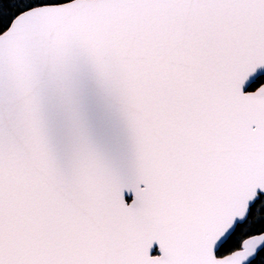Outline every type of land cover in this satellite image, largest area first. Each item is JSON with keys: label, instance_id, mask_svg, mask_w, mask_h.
Masks as SVG:
<instances>
[{"label": "snow or ice", "instance_id": "1", "mask_svg": "<svg viewBox=\"0 0 264 264\" xmlns=\"http://www.w3.org/2000/svg\"><path fill=\"white\" fill-rule=\"evenodd\" d=\"M0 264H264V0H0Z\"/></svg>", "mask_w": 264, "mask_h": 264}]
</instances>
